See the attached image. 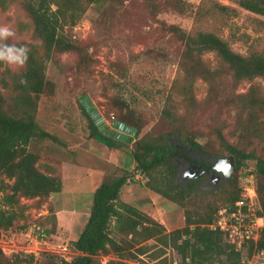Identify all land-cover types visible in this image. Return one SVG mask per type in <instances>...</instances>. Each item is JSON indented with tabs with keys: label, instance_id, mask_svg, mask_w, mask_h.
I'll return each mask as SVG.
<instances>
[{
	"label": "rangeland",
	"instance_id": "1",
	"mask_svg": "<svg viewBox=\"0 0 264 264\" xmlns=\"http://www.w3.org/2000/svg\"><path fill=\"white\" fill-rule=\"evenodd\" d=\"M23 1L0 0V51L15 73L24 67L23 50L39 44ZM171 24L191 35L213 32L243 55L264 51V16L241 7L237 0L92 2L74 25L63 29L78 49L53 51L46 61L53 90L40 95L36 121L52 137L36 136L28 145L39 154L38 168L59 176L62 188L44 198L20 199L26 205L23 214L11 228L1 229L5 255L34 253L33 261L23 257L20 264H43L49 256L58 261L73 259L77 252L71 242L87 221L95 188L121 175L128 180L119 200L161 222L167 231L182 227L188 210L225 205L227 183L207 189L196 182V193L182 203L149 186L148 182L162 187L163 168L154 171L156 180L137 168L131 152L137 139L169 136L177 144L190 137L209 153L230 143L264 157V104L248 108L247 99L240 97L251 94L264 101V77L236 79L214 51H188L185 42L168 29ZM250 114L257 119L255 134H250V128L244 132ZM89 116L102 133L112 131L120 120L138 124L139 132L127 133L131 137L123 143L103 141L94 134ZM254 166V159L245 161L237 172L238 186L251 180L256 185L251 175ZM34 224L52 230L42 239L28 236ZM147 243L150 252L129 260L130 264H181L176 249L154 239ZM161 248L163 255L153 259L152 253ZM244 251L247 260V248ZM98 258L106 264L116 257L111 253Z\"/></svg>",
	"mask_w": 264,
	"mask_h": 264
},
{
	"label": "trees",
	"instance_id": "2",
	"mask_svg": "<svg viewBox=\"0 0 264 264\" xmlns=\"http://www.w3.org/2000/svg\"><path fill=\"white\" fill-rule=\"evenodd\" d=\"M94 1L97 0H24L23 5L31 18L39 44L23 50L24 67L17 73L7 67L0 51V235L1 229L11 228L18 215L23 214L26 205L21 203V198H44L62 188L59 176L38 168L39 154L29 150L28 145L33 137H52L36 121L40 95L53 90V83L46 76V61L53 51L78 49L63 33V29L74 25ZM237 3L264 16V0H237ZM168 29L185 42L190 52L214 51L227 62L236 79L264 77V51L243 55L235 52L226 40L213 32L198 31L191 35L176 24L169 25ZM240 97L247 99L245 106L248 108L264 104L255 95ZM250 116L245 121L244 132H248L250 128V134H255L257 119L252 114ZM89 117L94 134H99L103 141L109 139L124 142L109 133H102L92 117ZM117 123L136 135L139 132L140 127L136 123L125 120ZM218 132L221 135V131ZM179 143L188 144L211 157L224 156L222 150L234 157L236 172L232 178L223 182L228 185L224 189V206L229 208L234 206L243 192V187L237 184V172L244 167L247 159H254L252 175L257 182L258 214L264 218V157L256 156L253 151L246 152L230 143H225L223 149L214 153H209L203 145L190 137L180 139ZM131 152L137 168L150 178L156 180L154 171L158 167L163 168L160 171L162 187H155L148 182L149 186L163 196L182 203L186 197L196 193L195 180H188L187 187L176 181L175 160L185 153L169 136H161L156 140L137 139ZM167 179H171L172 183ZM127 180L128 176L121 175L110 181H102L95 188L87 221L78 237L71 242L72 248L77 252L73 259L58 261L49 256L43 264H102L99 254L111 253L116 258L108 259L106 264H130L129 260L150 252L152 247L147 243L150 239L163 247L176 249L181 255V264H245V248L247 256H251L257 249H264V228L257 241L248 240L237 249L228 242L223 231L209 227L222 206L205 211L196 210L193 213L188 210L185 224L167 231L161 222L119 200L120 190ZM52 225L54 228L55 218H52ZM42 227L46 236L52 230L44 224ZM163 252L161 248L151 256L156 259ZM23 257L30 261L35 258L33 252L8 257L0 247V264H20Z\"/></svg>",
	"mask_w": 264,
	"mask_h": 264
},
{
	"label": "built area",
	"instance_id": "3",
	"mask_svg": "<svg viewBox=\"0 0 264 264\" xmlns=\"http://www.w3.org/2000/svg\"><path fill=\"white\" fill-rule=\"evenodd\" d=\"M251 181L245 183L241 198L234 202V206L220 207L209 224L210 228L223 231L228 242L235 245L237 249H240L248 240L257 241L264 228V218L258 214L255 183ZM27 234L35 235L40 239L46 236L44 228L39 224H34ZM245 264H264V249L255 250Z\"/></svg>",
	"mask_w": 264,
	"mask_h": 264
},
{
	"label": "flooded vegetation",
	"instance_id": "4",
	"mask_svg": "<svg viewBox=\"0 0 264 264\" xmlns=\"http://www.w3.org/2000/svg\"><path fill=\"white\" fill-rule=\"evenodd\" d=\"M120 126L122 125L116 122L114 124V127L112 128V131L110 130L107 133L111 135H114V133H132L126 128H124V126ZM126 138H128V136H123V139ZM177 145L179 146L180 150L185 154L180 155V157L178 156L175 160L177 163L176 181L180 182L184 187H187L188 180H195L196 182L207 186V189L214 188L217 185L228 181L234 176L236 172L235 161L234 170L231 175H228L227 170L217 169L215 167L217 160L220 156L216 158L211 157L199 149L191 148V146H189L188 144L183 145L177 143ZM193 150H198L199 153L194 155ZM189 153L190 157H188Z\"/></svg>",
	"mask_w": 264,
	"mask_h": 264
},
{
	"label": "water",
	"instance_id": "5",
	"mask_svg": "<svg viewBox=\"0 0 264 264\" xmlns=\"http://www.w3.org/2000/svg\"><path fill=\"white\" fill-rule=\"evenodd\" d=\"M122 127V126H120ZM132 134V133H131ZM114 137H117L119 139H123V136H129L128 134L125 133H114ZM217 169H223L227 170V174L231 175L233 170H234V157L232 155H225V156H220L217 160V163L215 165Z\"/></svg>",
	"mask_w": 264,
	"mask_h": 264
}]
</instances>
